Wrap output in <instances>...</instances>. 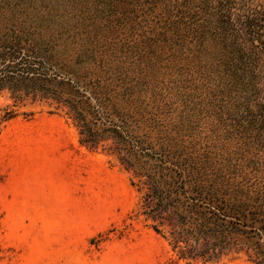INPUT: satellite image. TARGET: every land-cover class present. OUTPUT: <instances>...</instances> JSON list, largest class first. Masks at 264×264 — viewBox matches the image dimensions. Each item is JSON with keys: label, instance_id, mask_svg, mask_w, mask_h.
Masks as SVG:
<instances>
[{"label": "rangeland", "instance_id": "1", "mask_svg": "<svg viewBox=\"0 0 264 264\" xmlns=\"http://www.w3.org/2000/svg\"><path fill=\"white\" fill-rule=\"evenodd\" d=\"M12 27L61 59L83 46L148 167L239 186L264 215V0H0ZM110 146L56 102L0 96V264H213L179 257ZM215 264L255 263L236 247Z\"/></svg>", "mask_w": 264, "mask_h": 264}, {"label": "trees", "instance_id": "2", "mask_svg": "<svg viewBox=\"0 0 264 264\" xmlns=\"http://www.w3.org/2000/svg\"><path fill=\"white\" fill-rule=\"evenodd\" d=\"M21 33L12 27L0 36V96L8 92L15 102H56L68 109L83 145L96 149L111 142L109 151L145 179L142 214L169 229L181 259L215 264L242 247L255 264H264V224L260 225L264 215L242 197L243 189L194 178L196 169L187 172L164 159L148 167L138 144L114 122L113 115L120 117L112 101L118 94L97 70L85 68L88 57L83 46L77 55L61 59L57 39Z\"/></svg>", "mask_w": 264, "mask_h": 264}, {"label": "bare ground", "instance_id": "3", "mask_svg": "<svg viewBox=\"0 0 264 264\" xmlns=\"http://www.w3.org/2000/svg\"><path fill=\"white\" fill-rule=\"evenodd\" d=\"M7 144V143H6Z\"/></svg>", "mask_w": 264, "mask_h": 264}]
</instances>
